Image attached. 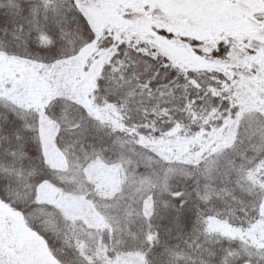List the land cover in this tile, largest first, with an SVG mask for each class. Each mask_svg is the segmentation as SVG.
<instances>
[{"label":"trees","instance_id":"1","mask_svg":"<svg viewBox=\"0 0 264 264\" xmlns=\"http://www.w3.org/2000/svg\"><path fill=\"white\" fill-rule=\"evenodd\" d=\"M75 3L0 0V52L44 65L73 57L61 35L83 28ZM45 39L53 51L42 49ZM96 44L112 49L89 93L98 113L66 94L62 73L47 78L40 108L0 92V200L61 264L130 255L145 264H264L258 238L208 225L216 217L244 231L264 218V107H248L237 75L221 67L181 68L134 35L104 31ZM43 119L54 126L56 165L45 155ZM108 167L111 182L100 174ZM40 174L58 193L82 198L100 222L70 218L40 188L34 194Z\"/></svg>","mask_w":264,"mask_h":264},{"label":"rangeland","instance_id":"2","mask_svg":"<svg viewBox=\"0 0 264 264\" xmlns=\"http://www.w3.org/2000/svg\"><path fill=\"white\" fill-rule=\"evenodd\" d=\"M97 38L107 31L116 39L131 35L148 41L181 68L221 67L243 92L248 107H264V0H77ZM163 31V32H162ZM110 48H99L96 40L66 61L44 65L0 52V92L21 102L41 107L47 78L53 72L66 78L67 95L77 99L91 112L89 93ZM60 77V79H61ZM63 82V83H65ZM42 140L48 161L57 164L62 156L55 146L54 126L42 120ZM99 164L87 168L89 177L97 174ZM100 172L113 181V168ZM39 197L57 202L70 218H93L82 198L58 193L43 184ZM209 227L226 234L258 238L264 245V218L250 228L239 231L227 222L212 217ZM0 260L3 264H61L44 239L31 231L20 214L0 200ZM101 264H145L130 255Z\"/></svg>","mask_w":264,"mask_h":264},{"label":"snow or ice","instance_id":"3","mask_svg":"<svg viewBox=\"0 0 264 264\" xmlns=\"http://www.w3.org/2000/svg\"><path fill=\"white\" fill-rule=\"evenodd\" d=\"M76 3L75 0H73V8H76ZM78 10V9H77ZM81 22L83 24V28L82 30L76 31V30H62V35H61V39L65 41V43L67 45H69L71 47V53L73 56H75L76 54H78L79 51H81L84 47H86L88 44L94 42L96 40V34L94 31H92L90 25L88 24L86 18L83 17V15L81 14ZM111 43V41H109V44ZM52 44L53 42L50 39H45L42 42V49H47L49 51H53L52 48ZM68 57H60L57 56V58L53 61V65L57 64L60 62L61 59H67ZM225 108L229 110L231 115H239L238 112H231V109L229 108V106L225 105ZM23 118V117H21ZM171 126V125H170ZM26 129L29 131H32V127L31 125H25ZM77 129H81L82 125L77 124L76 125ZM261 134H264V129H260ZM161 134H163V130H161ZM37 136H39V132L37 131ZM20 137H18L19 139ZM43 155V153H42ZM45 164L47 163V161H44ZM48 182V177L45 174H40L38 176V179L36 180V182L34 184L31 185L32 187V191L33 193H38V190L40 187L43 186V184ZM5 195V192L3 190H0V196ZM184 193L181 192H175L174 196L177 199H180L181 197H183ZM34 202H38L35 200V196L33 197ZM186 202V201H185ZM0 264H3V261L0 260Z\"/></svg>","mask_w":264,"mask_h":264}]
</instances>
